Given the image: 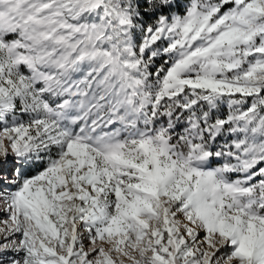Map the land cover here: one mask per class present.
Masks as SVG:
<instances>
[{
    "label": "snow or ice",
    "instance_id": "6c2138e0",
    "mask_svg": "<svg viewBox=\"0 0 264 264\" xmlns=\"http://www.w3.org/2000/svg\"><path fill=\"white\" fill-rule=\"evenodd\" d=\"M0 264H264V0H0Z\"/></svg>",
    "mask_w": 264,
    "mask_h": 264
}]
</instances>
